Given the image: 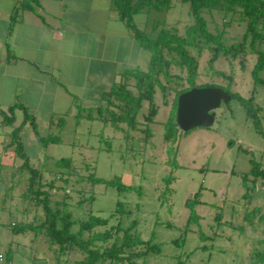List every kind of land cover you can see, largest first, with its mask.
<instances>
[{
    "label": "rangeland",
    "instance_id": "rangeland-1",
    "mask_svg": "<svg viewBox=\"0 0 264 264\" xmlns=\"http://www.w3.org/2000/svg\"><path fill=\"white\" fill-rule=\"evenodd\" d=\"M189 9L188 2L170 0L162 10L137 12L133 22L150 36L161 27L182 29L193 20ZM202 12L208 29L220 33L226 43L242 40L246 22L237 14L223 15L215 10L210 13L207 9ZM258 51L264 52V39L253 46L248 40L245 51L236 57L220 56L214 63L220 75L206 73L207 51L203 53L199 82L214 83L242 97L233 95L228 105L214 109V121L209 126L187 131L179 128L175 135L165 138L164 125L173 91L166 95L168 105L156 91L155 109L150 116L148 102H142L135 129L124 122L115 128L109 121L104 123L96 116L86 115H69L62 126L53 123L49 134L60 141L49 143L37 156L32 150L30 159L43 173L44 181L56 178L54 173L63 170L57 167V159H72L71 179H84L67 186L71 193L66 210L74 221L72 229L76 230L78 221L90 214L109 218L107 226L99 230L117 226L123 231L134 221L131 232L159 246L158 251L139 259L147 264H254L250 251L261 228L258 219L243 220V215L254 207L264 211V178L251 174L252 166L264 168V68L258 73L261 81H256L252 73ZM248 99L255 110L259 109L255 116L258 127L244 105L243 100ZM18 175L21 183L14 189L16 193L29 176L27 171ZM89 175L104 179L119 176L132 187L118 190L89 182ZM78 190L92 197L78 205L76 201L83 197L77 195ZM196 193L198 202L192 209L198 214L199 223L188 224L191 209L186 201ZM51 199L60 204L62 192L51 195ZM118 203L120 208L116 211ZM22 204L26 208L25 222L31 221L33 214L42 216L40 207L35 211L32 202L24 199ZM43 237H37L32 245L36 256L51 264L57 259L61 263L79 257L76 251L54 256L48 243L44 245Z\"/></svg>",
    "mask_w": 264,
    "mask_h": 264
},
{
    "label": "crops",
    "instance_id": "crops-1",
    "mask_svg": "<svg viewBox=\"0 0 264 264\" xmlns=\"http://www.w3.org/2000/svg\"><path fill=\"white\" fill-rule=\"evenodd\" d=\"M150 57L120 19L114 0H0V108L15 107L11 125L0 117V264L52 263L36 256L32 246L42 234L12 229L26 218L22 195L28 181L14 192L23 160L11 143L13 128L24 119L21 107L35 123L34 129L26 121L19 132L32 163L30 153L46 149L49 143L43 146L40 137L53 123L88 112L95 117L121 76L146 70Z\"/></svg>",
    "mask_w": 264,
    "mask_h": 264
},
{
    "label": "trees",
    "instance_id": "trees-1",
    "mask_svg": "<svg viewBox=\"0 0 264 264\" xmlns=\"http://www.w3.org/2000/svg\"><path fill=\"white\" fill-rule=\"evenodd\" d=\"M182 1L189 3L192 22L182 29L176 26L161 27L150 36L134 24L133 15L143 9L162 10L169 5L170 0H137L135 2L131 0H114L120 19L125 22L136 41L149 51L151 57L146 70L127 71L121 76L123 81L112 86L108 105L97 109L96 117L104 123L109 121L115 128H119V123L124 122L128 128L135 129V119L140 112L142 102H148L147 112L150 116L155 109L153 100L156 91L161 93L166 104H168L166 100L167 93L173 91V99L164 125L165 138L168 139L175 135L176 130L179 129L175 120L178 95L193 87L215 86L214 83L199 82L200 59L203 53L207 51L206 73L212 71V74L220 75L221 72L214 69V63L220 56L236 57L238 53L245 51L248 40L250 45L253 46L257 40L264 39V0ZM204 9H207L210 13L215 10L223 15L228 13L237 14L246 22V31L242 36V40L228 44L222 39L220 33L210 31L202 12ZM263 68L264 52L258 51L252 71L256 81H261L258 73ZM128 79H132L135 91L129 88ZM226 91L231 97L235 95L238 99H242L239 94ZM243 102L248 114L254 118L258 127V119L255 116L259 109L255 110L252 107L251 99L243 100ZM226 104L228 105V103ZM21 108L24 111V119L22 124L13 128L11 143L14 145L16 155L23 160L19 171H27L29 174L22 199L32 202L35 211L37 207H40L42 216L33 214L31 221H19L12 226L13 231L31 230L34 234H42L56 256L71 251L77 252L78 258L59 262V264H147L144 261L139 262V259L149 252L158 251L159 246L158 244H152L151 240L144 241L133 234L131 230L135 224L134 221L123 231L117 226L99 230V227L107 226L109 218L90 214L86 219L78 221L76 230L72 229L74 221L71 218V213L66 210L71 193V189L67 186L70 182L78 183L84 181V179L77 177L74 181L71 179L74 177H72L74 174L72 159L63 157L55 162L57 167L63 169L54 173L57 177L50 178L47 181L43 180V173L30 163L20 142L19 132L26 121L30 120L35 129L32 117L24 107ZM14 109V106L9 107L6 111L0 108L2 123L11 125L15 121ZM88 113L90 114L88 117L92 118L91 113ZM63 124L64 119L61 118L59 125L62 126ZM40 141L43 146H46L48 143L60 140L48 134L45 137H40ZM254 165L256 164L254 163ZM251 174L264 178V168L252 166ZM246 179L247 177L244 176L243 182ZM86 180L93 183H103L118 190H130L132 187L124 184L119 176L104 179L89 175ZM56 182H60L59 185ZM59 191L63 194V200L60 204L58 202L54 204L51 195ZM78 194L83 196L76 201L78 205L92 197L79 190L77 191ZM198 196L199 193H196L194 198L186 201V206L191 209L186 221L188 224L199 223V216L192 209L194 203L198 202ZM119 208L120 204L118 203L116 211ZM255 219H258L261 231L260 237L255 242V247L250 251V259L254 264H264V211L260 207L247 209L243 215V220H252L253 222ZM57 260L59 261V259Z\"/></svg>",
    "mask_w": 264,
    "mask_h": 264
},
{
    "label": "water",
    "instance_id": "water-1",
    "mask_svg": "<svg viewBox=\"0 0 264 264\" xmlns=\"http://www.w3.org/2000/svg\"><path fill=\"white\" fill-rule=\"evenodd\" d=\"M231 95L218 86L193 87L177 97L175 120L178 127L187 131L195 127L212 124L214 109L226 104Z\"/></svg>",
    "mask_w": 264,
    "mask_h": 264
},
{
    "label": "built area",
    "instance_id": "built-area-1",
    "mask_svg": "<svg viewBox=\"0 0 264 264\" xmlns=\"http://www.w3.org/2000/svg\"><path fill=\"white\" fill-rule=\"evenodd\" d=\"M0 258H1V256H0Z\"/></svg>",
    "mask_w": 264,
    "mask_h": 264
}]
</instances>
